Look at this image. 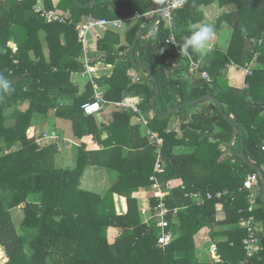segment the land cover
Here are the masks:
<instances>
[{"label":"trees","instance_id":"1","mask_svg":"<svg viewBox=\"0 0 264 264\" xmlns=\"http://www.w3.org/2000/svg\"><path fill=\"white\" fill-rule=\"evenodd\" d=\"M37 1L0 0V77L10 84L7 92L0 89V246L9 258L4 264H238L247 258L243 239L248 235L239 222L250 214L255 216L260 243L249 264H264L262 180L256 206L249 212L248 192L240 188L248 174L256 170L237 152L223 157L221 148L222 144L231 148V141L239 137L248 159L264 171V0H188L176 11L175 34L183 43L204 20L201 5L216 1L230 7L218 22V27L224 22L231 25L227 48L209 50L202 59L201 70L208 71L211 80L199 74L187 77L188 59L167 42L170 29L161 22L140 58L155 73L160 93L148 72L131 58L136 29L127 47L120 46L119 34H115L117 40L109 39L110 32L104 38L96 36L97 48L107 51L103 61L114 65L112 74L101 80L109 84L104 97L118 101L125 96L142 98L141 114L117 108L111 122L103 125L83 107L93 101L94 84L90 82L79 94L73 80L75 71L85 70L79 61L82 44L77 42L76 23L77 10L85 8L79 3L88 0H61L58 4L72 9L76 20L72 25L48 23L34 10ZM44 1L48 9H53L52 0ZM155 2L115 0L116 13L110 17L137 12L143 17ZM189 53L193 58L200 56L191 50ZM256 53L261 67L247 74V86H229L226 64L245 67ZM175 61L180 65L172 72L169 69ZM131 68L143 69V82L132 80L128 75ZM205 95H214L222 102L224 112L239 128L236 135L232 124L208 100L164 116L171 108ZM62 97H73L74 103L60 106L58 99ZM21 102H28L29 107L21 109ZM55 108L57 117L73 122L74 134L82 141L77 162L69 167H64L56 143L41 147L33 130L28 131L33 129L36 116L50 114ZM142 115L149 117V128L164 138L163 165L157 170V147L143 132ZM174 115L180 119L179 131L171 127ZM104 132L108 134L105 139ZM92 144L95 149H88L94 148ZM101 145L105 147L96 148ZM89 165L117 171L118 179L106 193L80 186ZM154 173L172 187L168 205L186 206L171 226L174 239L165 248L158 246L161 228L157 220L145 222L139 201L149 190ZM223 189H229L235 200L227 196L198 205L186 197L190 190L215 193ZM115 193L127 199L125 214L117 213ZM37 195L41 197L39 202L35 200ZM21 205L25 216L18 226L13 210ZM220 209L223 216L219 219ZM110 227L122 229L113 243L108 240ZM204 228L217 239L212 261L199 257L196 235ZM2 256L0 248V260Z\"/></svg>","mask_w":264,"mask_h":264},{"label":"crops","instance_id":"2","mask_svg":"<svg viewBox=\"0 0 264 264\" xmlns=\"http://www.w3.org/2000/svg\"><path fill=\"white\" fill-rule=\"evenodd\" d=\"M60 1L61 0H52L53 9L54 8L58 9V11H60L66 17V21L61 22L59 20H56L53 22L48 21V23L58 22L61 24H70V25L75 24L76 20L74 18L72 9L70 8L64 9V8L58 7V4L60 3ZM74 1H78V0H74ZM114 1L115 0H88L86 2L84 1V2L79 3L82 7H85V8H80L77 10V14L79 18V22L76 23L77 32H78L77 26L81 24H85L91 17L107 18L109 20H120L121 21V26L119 28L108 27L106 29H103L100 27H96V28L89 30L88 48H86L84 44L79 40V34H78L77 42L82 44L79 61L80 63H82L81 65L85 69L84 71H75L73 73L74 83L79 86V94H83L87 90L90 82H92L93 84L96 82V84L99 86V90L103 92V95H105V92L109 88V84L101 80L102 78L108 77L112 74L114 65L103 61L104 60L103 57L105 56L107 51L104 49L102 50V49L97 48V45L99 44H98L96 36L104 38L105 34L110 32L112 34L109 39L117 40L115 38V34H119L120 37H117V38H120L119 40L120 46L127 47V45L131 42V39H130L131 34L136 29L135 30L136 37L138 34L143 33L142 36L140 37V38L143 37V39L137 48L135 46L136 50L134 48V56L137 61L139 60L138 62H142L140 58L143 56V52H144L143 50L146 48L149 39L151 38L152 35L155 34V30L160 25V24H157V25L155 24V21L157 20V16H156V19L152 18L153 11L156 9V2H155L154 8L150 10L148 13H146L143 17H136V14H135L133 16L112 18L110 17L111 13L113 14L116 13V7L114 6ZM229 8L230 7L228 5L222 6L216 1L210 4H203L200 6V10H202V12L204 13V20L201 24L209 23V24L214 25V34H213V38L207 50L203 52H199L200 56L198 58H193V60L195 61H200V70L199 71L197 70L191 74L189 73V69H188V72L186 73L188 74L187 77H190L193 74L194 75L199 74L200 76H202L201 75L202 73L201 64H202L203 56L207 53V51L215 50L218 48H220L221 50H225L227 48L229 41H230V37H231V25L228 22H224L222 23L221 27H218V22H219V18L224 14V12L229 10ZM34 10L40 13V10H51V9L47 8L44 0H38L36 5L34 6ZM162 23L164 24L165 22H162ZM175 37H176V34H175ZM47 51L48 50L46 49V52ZM130 52H131V48H130ZM256 57H257V53L256 55H254V58L252 59V61L248 63L245 67H241V66L237 67L235 64H229V63L226 64L224 71L227 73V79H228L229 86H231L232 88H236V89H244L247 86V83H246L247 75L246 74L251 75L253 72V69L261 67ZM205 71L206 70H204L203 72ZM246 71H249V73H247ZM206 72L209 74L208 71ZM144 74L146 73L143 71V69L131 68L128 71V75L132 78L133 81L143 82ZM97 80H100L99 81L100 83ZM94 95H95V88H94V94L92 95L91 98H93ZM124 99L132 100L133 102L138 103V105H140V103L142 102V98L140 96H125ZM58 100H59L58 104L63 107L74 103L73 97H62V98H59ZM118 102L120 101L107 100L104 97L103 101L101 102V106H102L101 110L93 114V116L95 117L99 125L109 124L111 122L113 118V112L115 111V109L122 108L116 104ZM23 107L24 108H21V107L20 108L23 110H26L29 107V103L24 102ZM201 107L199 106L198 108H201ZM197 109L191 110L189 115L191 116L193 113L196 112ZM55 110H57V108H55L53 112L50 113L51 117L49 120L50 124H52V127L54 128L50 130L44 129L42 127V123H41L42 121L36 122V119H34L33 129L30 128L28 131L32 132L33 130V134L37 138V143L41 147H44L51 143H56L58 151L60 155L62 156V163L64 167H69V166L74 165L77 162V157H78V154L80 153L79 149L82 145V141L74 134L73 122L66 118L57 117L54 114ZM39 115H44V114H39ZM47 118L49 117L47 116ZM146 118L149 120V117H146ZM176 118H177L176 121L173 124H171V127H178L180 125L179 124L180 119L178 117ZM143 124H144L143 132L147 133L149 128L147 125H145L144 122ZM107 135L108 134L104 132L102 135V138L105 139ZM39 139H40V142H38ZM231 143H233L232 148H230L228 145L222 144L221 148L224 151L223 157L229 156L230 152L238 153L242 151V141H240L239 137H236L233 141H231ZM94 146L95 144H92V147ZM104 147H105L104 145H101L96 148L102 149ZM88 149H95V147L88 148ZM117 179H118V173L116 170L111 169L110 167H103L99 165H89L86 168L82 176L80 186L83 189L97 192L100 194H104L114 184V182L117 181ZM245 191L249 192L248 190H245ZM255 192L257 196L260 194V190L257 188L255 189ZM148 193H150V190H148ZM114 198L116 202L117 213L125 214L128 211V204H127L126 197L115 193ZM35 200L39 202L41 200V197H39V199L35 198ZM139 201L142 202L144 206L148 205V198H145V199L140 198ZM221 210L222 209L218 210L219 219L223 216ZM261 225H262L261 227L264 228L263 222H261ZM121 231H122L121 228L110 227L108 229L109 242L113 243L116 240V238L120 235ZM216 241L217 239L210 235L209 228L202 229V231H200L196 235V243H197V246L202 249L203 259H208L210 261L213 260L214 256L212 254V247L214 246ZM2 253H3V256H2V259L0 260V264H4L9 259L6 252L3 249H2ZM199 257H200V254H199Z\"/></svg>","mask_w":264,"mask_h":264},{"label":"built area","instance_id":"3","mask_svg":"<svg viewBox=\"0 0 264 264\" xmlns=\"http://www.w3.org/2000/svg\"><path fill=\"white\" fill-rule=\"evenodd\" d=\"M188 2V0H159V8L155 9L153 11V19H156L157 14H159V18L155 21V24H160L161 22H165L166 26L170 29V34L167 38V42L173 44L177 51L184 54L182 49L180 48V43L176 37H175V13L178 9H181L185 6V4ZM40 13L42 16H44L47 21L53 22L56 20L59 21H66V17L58 11V9L54 8L51 10H40ZM142 14L137 12L136 17H141ZM121 26L120 20H109L107 18H95L91 17L85 24H81L77 26L78 34H79V40L84 44L86 48L89 46V40H88V32L89 30L100 27L103 29H106L108 27L113 28H119ZM88 50V49H86ZM164 53V50L162 51ZM186 58L188 60H185L189 64V73H194L195 71L200 70V61L193 60V57L190 55H186ZM167 63H169L171 60L167 58ZM180 65L178 61H175L172 63V68L169 70L173 72L175 68H177ZM178 69V68H177ZM169 70L167 72H169ZM201 75L211 80V76L205 71H201ZM249 73V71H246ZM247 75V74H246ZM95 88V95L94 100L92 102H87L84 104V111L86 114H94L101 110V102L104 99L103 92L99 90V86L94 83ZM118 106L123 107L126 110H132L135 112H138L141 114V110L139 108L138 103L133 102L132 100H122L118 103H116ZM142 120L145 123V125L148 126L149 120L142 115ZM149 128V126H148ZM176 130L179 131L178 127H176ZM147 135L150 137L152 143L157 147L156 156V170L160 169L163 165L162 163V154H161V148L164 143V138L155 131H152L150 128L147 131ZM212 140H215L213 137H211ZM40 142V139L38 140ZM233 146V143H231V148ZM262 150L264 151V141L261 146ZM234 153V152H231ZM151 180V186H150V193L148 197V205L141 207V214L144 218L145 222H148L150 218H155L157 220L158 226L161 228V234L159 236L158 246L161 248H165L167 245H169L173 239H174V232L172 230V225L175 222V219L177 215L181 211H183L186 206H176V207H170L167 203V200L169 196L172 193V187L168 184L163 183L160 181L158 174L154 173L150 176ZM260 180L261 177L257 171L249 173L246 179L244 180V185L240 190L243 189L248 190V211L252 212L256 206L257 202V195L255 192V189L260 186ZM182 188H186L185 185H182ZM227 196H230L231 200L234 201L236 196L229 190V189H223L219 190L215 193L212 191H203V190H190L186 192V197L190 198L194 203L198 205H203L207 200L209 199H225ZM152 198L155 200V202H152ZM227 200V199H226ZM243 210V209H242ZM241 210V211H242ZM240 226L246 227L248 230V235L243 239V243L245 244V249L247 252V258L240 261L238 264H249L250 258L254 255L255 251L258 248V245L260 243V239L257 236V222L255 220V216L253 214H250L249 216H243L240 218L239 222Z\"/></svg>","mask_w":264,"mask_h":264},{"label":"water","instance_id":"4","mask_svg":"<svg viewBox=\"0 0 264 264\" xmlns=\"http://www.w3.org/2000/svg\"><path fill=\"white\" fill-rule=\"evenodd\" d=\"M158 8H159V0H156V9H158ZM157 18H159V14H157ZM142 34L143 33H140L137 35V37H136V39H135V41L131 47L132 60L136 65H138L139 67H143L144 69L147 70L148 74L150 75V77L152 78L154 83L158 86L157 93H160V87H159L158 79H157L155 73L153 72V70L151 69V67L144 62H138L134 56V48L136 46L137 41L142 36ZM205 100L213 102L219 108V110L222 112V114L225 116V118H227L228 121L232 124L234 134L236 135L237 132H239V128H238L236 122L233 120V118L230 115H228L224 112V105L214 95H205V96H202L200 98L189 101L187 103H184L180 106L171 108L166 114H164V116L167 117V116L171 115L172 113L178 112L183 106L195 104V103L205 101ZM154 104H155V99L152 101V105H154ZM238 154L244 159V161H246L250 166H252L259 173L261 180H262V183H263V191H264V171H263V169L260 166L256 165L255 163H253L252 161H250L243 150L238 152ZM262 199L264 202V196L262 197Z\"/></svg>","mask_w":264,"mask_h":264},{"label":"clouds","instance_id":"5","mask_svg":"<svg viewBox=\"0 0 264 264\" xmlns=\"http://www.w3.org/2000/svg\"><path fill=\"white\" fill-rule=\"evenodd\" d=\"M214 34V25L204 23L196 26L190 35L184 38L183 43L180 45L184 55L189 54V50L194 53H199L207 50ZM0 89L7 92L10 90L9 82L0 77ZM150 189V188H149Z\"/></svg>","mask_w":264,"mask_h":264},{"label":"rangeland","instance_id":"6","mask_svg":"<svg viewBox=\"0 0 264 264\" xmlns=\"http://www.w3.org/2000/svg\"><path fill=\"white\" fill-rule=\"evenodd\" d=\"M62 39H63V41L65 40V37L64 36H62ZM48 50V49H47ZM48 52V51H47ZM21 105H19L21 108H24L23 106H24V102H21L20 103ZM11 110H13V107L12 108H10L8 111H11ZM49 117V118H47V116ZM46 115H38L39 116V118H38V116H36V122H41L42 123V127L44 128V129H48V130H50V129H52V128H54V127H52V124H50V122H49V120H50V117H51V115L50 114H46ZM38 118V119H37ZM176 121V116L174 115L172 118H171V120H170V123L171 124H173L174 122ZM222 146V145H221ZM257 189H259V187H257ZM150 195H149V193H148V191L147 192H144L143 194H142V198H148ZM39 197L40 196H37L36 197V199H39ZM140 205H142V206H140V207H144V205L142 204V202H140ZM24 216H25V214H24V205H21V206H19V207H17L16 209H14L13 210V217H14V219H15V221H16V223H17V225L18 226H20L19 224H20V222L22 221V219L24 218ZM0 248H2L1 246H0ZM3 249V248H2ZM1 249V250H2ZM4 250V249H3ZM202 249L200 248L199 249V254H200V258H201V260H204L203 259V257H202ZM206 257V256H205Z\"/></svg>","mask_w":264,"mask_h":264}]
</instances>
